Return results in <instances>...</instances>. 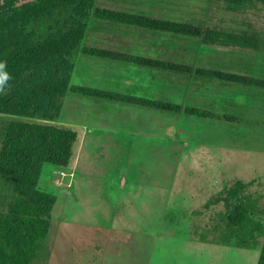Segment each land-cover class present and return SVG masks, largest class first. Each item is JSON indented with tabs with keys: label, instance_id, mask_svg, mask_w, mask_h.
Wrapping results in <instances>:
<instances>
[{
	"label": "rangeland",
	"instance_id": "374dc122",
	"mask_svg": "<svg viewBox=\"0 0 264 264\" xmlns=\"http://www.w3.org/2000/svg\"><path fill=\"white\" fill-rule=\"evenodd\" d=\"M24 1L35 0H20L19 3ZM94 6L128 11L155 19L166 18L174 23L195 26L202 30L201 36L213 43L192 35L154 31L90 16L81 41L82 47H113L122 51L118 53L158 56L174 64L192 67L189 66L188 71L162 74L155 71L156 68L130 61L91 57L76 51L71 56L73 71L70 84L92 86L102 84V80L107 78L119 79L102 88L118 89L120 92L116 94L124 97H151L182 105L209 104L217 113L216 118L201 121L181 113L146 110L120 99L106 100L100 104L87 102L83 99L87 96L69 92L62 99L61 112L55 120L45 121L0 113V149L5 128L11 121L42 122L68 128V120L72 118L68 117L72 112L70 106H77L74 109L75 116L79 117L77 120L81 116L84 118L82 120L92 118L90 114L94 110L98 113L97 116L88 120H93L105 133L107 129H111L110 132L121 134L126 149L121 152V156H102L99 163L96 160L93 164L96 176L93 177H102L105 167H108L111 168L112 182L120 178L130 181L133 179L143 182V188L146 183L151 182L173 184L168 211L164 213L162 220L154 224L155 229L160 228L161 236L165 239L176 235L178 238L174 240H177V247L169 241L160 242L158 246L154 243L157 246L156 250L153 248L154 254L156 251L168 253L164 257L166 264L179 262L181 259L177 258L178 255H185L181 251L180 242L188 238L213 244L211 247L203 246L199 264H256L263 242L260 232H264V4L254 0H95ZM166 9L169 12H165ZM30 28L36 36H45L49 25L43 22ZM122 41L126 43L122 44ZM83 56L105 60L110 65L105 66L104 63L99 68L114 70L121 77L106 78L103 74L86 76ZM226 68H233L244 74H226ZM197 70L209 74V77L194 75ZM230 75L241 79L229 80ZM201 83H204L206 91L193 92L192 87ZM228 84L232 87L224 89L230 87ZM236 84L250 91H238L236 88L241 87H233ZM6 91L4 89L0 93ZM242 93L248 98L246 101L249 107L245 108L243 103L240 105L237 101ZM250 97L257 101L253 103ZM254 104H257V109ZM239 115H242L240 122ZM109 122L114 125H109ZM107 125L109 126L106 127ZM146 128L149 133L140 135L142 140L135 138L134 147L132 131L143 132ZM69 129L78 138L79 128L70 126ZM149 134L153 135L152 138L148 137ZM76 138L73 143L75 145L79 143ZM204 151L210 157L204 156ZM207 160H211L210 164H207ZM201 165H204V170ZM59 169L65 175L56 174ZM40 180L37 188L53 194L56 202L51 212L47 236L34 252L30 264H107L111 260L110 256L114 255L120 257L118 264H132L128 260L135 256L136 264H144V256H150L138 245L140 250L133 252V236L127 234L118 238L121 243L115 249V254L93 250L91 245L96 248L93 240L97 239L93 237V228L78 227L68 222V165L64 168L45 166ZM237 180L246 182H243L245 186L237 187L228 206L223 202L207 209L199 205V200H204L208 193H217ZM250 181L252 182L247 185ZM200 186L205 187L206 192L200 191ZM186 192L198 195L191 200L197 202L186 203L175 195ZM139 193L137 190L138 195ZM14 196L11 179L0 176V215L9 211V204ZM76 198V195L69 197L70 203ZM235 203L248 207L249 215L245 217L235 211ZM75 207L81 215L82 212L92 213L98 205L95 197L89 195L76 202ZM227 216H233L237 224L230 225ZM129 225L132 233L140 231L144 226L140 221H130L124 231L129 230ZM136 239L138 241L139 237ZM142 240L139 245L144 246ZM178 246L180 250H171ZM175 257L177 259L174 260ZM195 258L193 255L194 260Z\"/></svg>",
	"mask_w": 264,
	"mask_h": 264
},
{
	"label": "trees",
	"instance_id": "16d2710c",
	"mask_svg": "<svg viewBox=\"0 0 264 264\" xmlns=\"http://www.w3.org/2000/svg\"><path fill=\"white\" fill-rule=\"evenodd\" d=\"M0 0V61L9 74L4 93H0V113L51 121L57 119L62 99L74 93L98 99H120L142 107L183 113L197 118L214 117L208 111L143 98L124 97L82 85L70 84L73 71L71 56L76 51L102 59L126 60L142 66L168 71H188L189 67L146 57L131 56L110 50L82 47L88 19L138 26L154 31L201 37L202 30L185 23H174L145 15L94 6L95 0ZM22 1V0H21ZM230 1V0H227ZM243 1V0H239ZM264 4V0H254ZM48 23L45 36H36L31 26ZM207 37V36H206ZM228 43V42H225ZM209 77V74H204ZM241 77L229 76V80ZM76 134L69 128L50 123L11 121L5 128L0 149V176L9 177L14 198L9 211L0 215V264H30L34 252L46 238L56 197L37 188L42 167H67ZM252 181L248 182L250 184ZM237 180L223 187L204 204L231 202ZM228 206V205H227ZM235 211L249 215V208L235 203ZM264 211V206H263ZM234 226L237 221L227 216ZM256 264H264V232Z\"/></svg>",
	"mask_w": 264,
	"mask_h": 264
},
{
	"label": "crops",
	"instance_id": "0c3cea01",
	"mask_svg": "<svg viewBox=\"0 0 264 264\" xmlns=\"http://www.w3.org/2000/svg\"><path fill=\"white\" fill-rule=\"evenodd\" d=\"M106 9H110V8H106ZM111 10H117V9H111ZM165 12H169L168 9H166ZM128 13H132V12H128ZM164 19L169 21L166 18ZM124 43L126 42L122 41V44ZM208 43H211V42H208ZM127 44H129V42H127ZM84 47H94V48H100V49L110 50L114 52H122L121 50L115 49L113 47L106 48V47L93 46V45L84 46ZM123 53L127 55H131V56L146 57V58L170 62L169 60H166L158 56L148 57L144 55H137L135 53H126V52H123ZM82 59H84L85 62L83 63H84V66H86L87 68L86 76L103 74L104 77L106 78L107 77H113V78L121 77V75L116 73L114 70H111V69L104 70L102 68H99V67H103L104 63H105V66L110 65V63H106L105 60H96L92 58H87L85 56H83ZM189 66L192 67L191 65ZM155 71H159L162 74L164 73L168 74L169 72L168 70H160V69H156ZM197 71L193 74L197 76L207 77L204 75L205 73H200L199 70ZM224 71L226 74L227 73H233L237 75L244 74L243 72H239L238 70L233 69V68H229L228 70L226 68V70ZM188 76H190L189 78H192L191 75H188ZM114 80L118 82L119 79L107 78V80H102L103 82L102 84H95V85L87 86V87L96 88L102 91L113 92V93L119 94L120 91L118 89H114L113 87H111L113 88V90L102 88V86L112 85V83H114ZM126 83H129V82L127 81ZM222 86H224V84H222ZM228 86L230 85L228 84ZM241 86L242 85H238V84H236L235 86L233 85V87H241ZM231 87L232 86L224 87V89L231 88ZM242 88L243 87L236 88V90L238 91H248L249 90L247 88H243L245 89L243 90ZM192 91L193 92L195 91L203 92V91H206V87L204 83H201L199 86L194 85L192 87ZM128 97H132V96H128ZM133 97L149 99V100H156V101H161V102H170L167 100H159L155 98L153 99L151 97H142V96H133ZM83 99H85V101L87 102H93V103H99V104L100 102L102 103L107 100V99L101 100V99L90 98V97H87V98L83 97ZM250 99H252L253 103L257 101L255 98L253 99V97H250ZM72 100H75V98H72ZM246 100H248V98L244 96L243 93L241 96L237 97V101L239 102V104L242 105L243 103V106L245 108L249 107ZM170 103H174V102H170ZM176 104L181 105L182 107L190 106V107L199 108V109L208 111L214 115V117H211V118H197V117L188 116V115H185L179 112L189 118H197V119H200L201 121H211V120H214L217 116V113L212 110L209 104L206 106L201 105L199 103L182 105L181 103L176 102ZM256 106L257 104H254L255 109H257ZM75 107H77L75 104L70 106L72 112L68 114V117L69 116L72 117L70 120H68V125H70L71 128L73 126H76L77 128H79L78 134H77L78 138H76V140H78L79 143H77L76 145L73 144L72 156H71V159L68 165V222L74 223V225L76 224L78 227L86 226V227L93 228V231H94L93 237L97 238L93 240V242L96 244V248L94 245H91L93 250L96 249L97 251L101 253L109 252V253L115 254L116 253L115 249L119 248L120 243H121L118 238L122 234H127L128 236H133L131 239L133 240L131 241L132 247L134 249L133 252L139 251L140 249L143 248L146 254L148 253L150 254L149 257L147 255L144 256V261L146 262V263L144 262V264H166V260L164 259V257L168 253L163 254V253H160L159 251H156L154 254V250L157 249L156 247L159 245L160 242H164V241H169L171 244L177 247L176 245L177 240H174V238H178V237H175L176 236L175 235L172 238L165 239L163 236H161L160 228L155 229L156 225L154 224V222L158 223L159 220H162L164 213H167L168 204H169L168 200L170 199V194L171 195L173 194L171 192V188L173 184L151 182V184L146 183L143 188L141 186L143 182H140L138 180H133V179L132 181H130L124 178H120L116 182H112L113 176L110 175L111 168H108V167L107 168L105 167V171L103 172L102 177L101 176L93 177V176H96L94 175L96 171H95V168L93 167V164L95 163V161L98 160V163H99V160L102 156L103 157L109 156V155H112L113 157L117 155L121 156L120 155L121 152L126 149V144L122 143L123 139H122L121 134L112 133L110 132L111 129L109 130L107 129L106 130L107 132L105 133L102 127L98 126L95 122H93V120H88V119H93L97 116L96 114L98 113H95L94 110L90 114L92 115V118L88 117V118H85V120H82L84 118H82L83 116H81V118L77 120V118L79 117L75 116V110H74ZM139 107H142V106H139ZM142 108H145L146 110L152 109L148 107H142ZM163 112H168V111H163ZM72 114L75 117L72 116ZM78 116H80V112ZM238 119H239V122L242 121V115H239ZM109 125H114V124L113 122H109ZM109 125H107L106 127H108ZM70 126H68V128H70ZM89 129L91 131H89ZM141 131L142 130H140V132L132 131L133 133H131V135L133 136L132 142H133L134 147H135L134 142L136 139L142 140L143 137H140V135L149 133L147 131V128L143 132ZM126 136L127 135L125 134V137ZM152 136H153L152 134L148 135L149 138H152ZM146 140L148 139L146 138ZM164 140H167L168 142L167 138H165ZM225 140H227V138H225ZM150 146L152 148V144H150ZM204 152H205V155L204 154L202 155L210 157V154L208 155L207 151H204ZM113 161L118 162L114 159ZM210 161L211 160H207V164H210ZM45 166H48V165L45 164L42 167L40 177L38 180V185H40V181H41L40 179L42 177V173H43ZM52 167L53 166H51V168ZM203 167L204 165H201L202 169ZM113 169L114 168H112V170ZM199 189L202 192H206L205 187L200 186ZM137 190L140 191L139 195L137 194ZM214 194H216V192L211 193V194L208 193L206 196H204V200H199L198 202L199 205L204 206L207 200L211 198ZM74 195H76L77 198L75 201L71 199L72 201L70 203L69 197H73ZM89 195L95 197V201L98 205V208L96 210H93L92 213L86 214L82 212V214L80 215L79 210L76 209L75 207V203L78 202L80 199L86 196H89ZM175 195L179 196L180 199H182L186 203L197 202V201H191V200H193V198L198 195L190 194L187 192L178 193ZM137 205L139 207H137ZM130 221L131 222H135V221L142 222L144 225L143 229H141L140 231H136L138 233L136 232L132 233L130 231L131 225H129V228H128L129 230L124 231L125 226H127ZM136 237H139L138 241ZM141 239H143L142 241H144V244H145L144 246L139 245L140 244L139 242L141 241ZM182 240L183 241L180 242V248L182 249L181 251L185 253V255L184 254L178 255L177 258H180L181 261L179 262L174 261L173 264H193V263L199 264L201 253L204 251L203 246L211 247V245H213V244H207V243L206 244L200 243L199 241L188 239V238L182 239ZM154 243L157 246H155ZM137 245L140 246V249H138ZM174 249L180 250L179 246L178 248H173L171 250H174ZM209 251H211L210 248H209ZM196 252H198V254H196ZM193 255L196 256L195 260L193 259ZM114 256L113 257L110 256L111 260H108L107 264H118L119 262L118 259L120 257H118V255H114ZM177 258L175 257L174 260ZM128 261L132 262V264H136L137 258L135 256V257L130 258Z\"/></svg>",
	"mask_w": 264,
	"mask_h": 264
},
{
	"label": "clouds",
	"instance_id": "9594fccd",
	"mask_svg": "<svg viewBox=\"0 0 264 264\" xmlns=\"http://www.w3.org/2000/svg\"><path fill=\"white\" fill-rule=\"evenodd\" d=\"M8 79L9 74L5 70V63L4 61H0V91L5 89Z\"/></svg>",
	"mask_w": 264,
	"mask_h": 264
},
{
	"label": "built area",
	"instance_id": "2783aa9c",
	"mask_svg": "<svg viewBox=\"0 0 264 264\" xmlns=\"http://www.w3.org/2000/svg\"><path fill=\"white\" fill-rule=\"evenodd\" d=\"M55 173L56 174L58 173L61 176L65 175V172L63 170H61V169L57 170Z\"/></svg>",
	"mask_w": 264,
	"mask_h": 264
}]
</instances>
